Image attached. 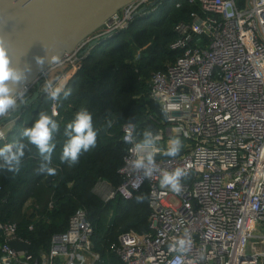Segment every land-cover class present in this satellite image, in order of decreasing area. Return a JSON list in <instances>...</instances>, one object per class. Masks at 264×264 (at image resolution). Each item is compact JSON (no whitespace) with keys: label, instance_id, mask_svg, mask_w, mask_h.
<instances>
[{"label":"built area","instance_id":"1","mask_svg":"<svg viewBox=\"0 0 264 264\" xmlns=\"http://www.w3.org/2000/svg\"><path fill=\"white\" fill-rule=\"evenodd\" d=\"M184 2L199 11L174 28L177 39L170 49L181 56L165 71L154 73L149 84L150 97L161 109L172 106L157 133L156 163L167 171L184 167L189 175L181 181L183 191L176 194L160 187L159 172L143 178L133 171L129 161L134 144L125 142L128 124L124 125L122 183L103 198L132 200L147 186L151 232L122 233L111 253L123 264H264V0H134L53 69L65 67L70 79L92 50L112 42L134 21L145 22L163 5L181 8ZM47 77L26 87L25 102L39 83L45 87ZM57 107L52 101L55 116ZM7 117L0 118V141L7 140L1 127ZM133 136L140 141L136 125ZM175 137L182 141L181 153L175 158L163 155ZM138 176L140 186L134 189ZM0 233V264L103 261L94 250V227L83 209L70 218L65 233L53 236L50 251L37 258L11 248L13 241L30 245L19 237L15 224L0 221ZM186 234L193 242L191 251H170V245Z\"/></svg>","mask_w":264,"mask_h":264},{"label":"trees","instance_id":"2","mask_svg":"<svg viewBox=\"0 0 264 264\" xmlns=\"http://www.w3.org/2000/svg\"><path fill=\"white\" fill-rule=\"evenodd\" d=\"M194 11L199 10L187 2L181 8L163 5L145 22L134 21L112 42L90 52L81 69L64 86L71 88L72 94L58 101V115L53 118L59 128L52 138L55 148L51 162L21 137L40 112L52 115V101L47 95L26 107L7 140L0 141V147L13 142L26 145L18 172L0 170V221L17 226L19 237L30 243L29 253L35 258L50 251L53 236L67 231L70 218L79 209L87 212L94 227V250L101 255V264H123L111 253V246L122 233L151 232L147 186L132 200L105 202L103 194L122 183L119 171L127 152L122 141L124 125H136L140 141L145 130L157 134L164 126L166 118L160 105L150 97L149 83L154 73L165 71L181 56L170 49L177 39L174 28L179 22L188 21ZM81 109L93 116L97 143L95 148L82 151L78 162L70 165L61 160L68 139L65 130ZM109 119L113 120L111 127ZM42 165L55 168L56 175L38 171ZM100 187L106 191L103 193ZM142 194L147 198L138 203L136 197Z\"/></svg>","mask_w":264,"mask_h":264},{"label":"clouds","instance_id":"3","mask_svg":"<svg viewBox=\"0 0 264 264\" xmlns=\"http://www.w3.org/2000/svg\"><path fill=\"white\" fill-rule=\"evenodd\" d=\"M35 59L37 65L40 66H43L46 60L49 66L61 62L60 55L57 53L48 57L37 56ZM30 72V66L21 68L12 63L5 37L0 34V118L9 116L10 113L18 109L20 104L25 103L27 88L23 85ZM44 91L48 100L57 102L62 98L67 99L72 94L71 88L60 86L51 79L46 80ZM171 108L172 106L168 105L162 109L165 118H168ZM55 115V111L52 115L40 112L33 125L21 132V137L26 139L29 144L35 145L48 162H51V154L55 148V144L52 142L53 134L59 128L58 122L53 118ZM112 124L113 120L109 119L108 127H111ZM134 131L135 125L129 122L124 140L126 143L134 144L132 150L134 158L129 161L133 171L142 173L143 178L151 177L155 172H159L160 187L180 194L183 191L181 181L189 175L188 169L177 167L172 171L161 170L155 160V154L159 151L155 145L160 140V136L151 130H145L142 134L143 139L136 142L133 136ZM65 135L68 139L63 146L61 160L69 161L70 165H74L78 162L82 151L87 152L96 147L98 130L94 128L92 114L86 109L78 111L74 120L66 126ZM182 147L183 144L179 137L172 138L166 150L163 151V155L175 158L180 154ZM25 148L26 145L22 142L8 143L0 147V170L18 172L21 158L25 155ZM141 151L142 155L137 154ZM38 171L44 172L48 176L56 175V169L47 165H42ZM140 182L141 177L138 176L137 180L132 182V187L139 188ZM146 198L142 194L137 196L136 200L138 203H142ZM192 243L191 237L186 234L184 238H180L170 245V251L186 255L191 251Z\"/></svg>","mask_w":264,"mask_h":264},{"label":"water","instance_id":"4","mask_svg":"<svg viewBox=\"0 0 264 264\" xmlns=\"http://www.w3.org/2000/svg\"><path fill=\"white\" fill-rule=\"evenodd\" d=\"M132 1L134 0H0V34L5 37L12 63L21 68H31L23 86L33 84L42 75L48 76L56 65L49 66L47 60L43 66L37 65V56L48 57L57 53L62 59ZM156 5L154 3L153 6ZM42 82L38 84L34 95L3 123L17 122L26 107L45 98L47 94H42ZM10 245L18 252L30 250L28 243L13 241Z\"/></svg>","mask_w":264,"mask_h":264},{"label":"crops","instance_id":"5","mask_svg":"<svg viewBox=\"0 0 264 264\" xmlns=\"http://www.w3.org/2000/svg\"><path fill=\"white\" fill-rule=\"evenodd\" d=\"M63 73H64V69L62 71L61 68H56L48 73L49 75L47 78L53 80L54 83H57L58 85H60L62 82L65 84L69 79L66 75L62 76ZM14 125H15L14 123L9 125L11 130H13Z\"/></svg>","mask_w":264,"mask_h":264},{"label":"rangeland","instance_id":"6","mask_svg":"<svg viewBox=\"0 0 264 264\" xmlns=\"http://www.w3.org/2000/svg\"><path fill=\"white\" fill-rule=\"evenodd\" d=\"M63 69H65L64 72L66 73L67 69L65 67ZM63 69H62V71H63ZM63 75H64V73H63ZM63 84L64 83L62 82L60 84V86H63ZM41 91H44V88H42ZM12 123H15V122H7V123H2L1 124V127H4V131L6 132V135H8L9 131H11L9 125L12 124ZM100 191H102L104 193L106 191V189H104V187H100ZM103 195H105V193Z\"/></svg>","mask_w":264,"mask_h":264}]
</instances>
